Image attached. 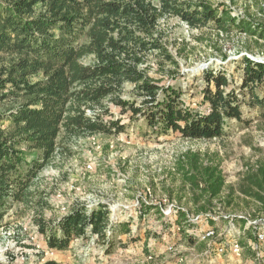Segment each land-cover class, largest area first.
Here are the masks:
<instances>
[{"label": "trees", "instance_id": "trees-1", "mask_svg": "<svg viewBox=\"0 0 264 264\" xmlns=\"http://www.w3.org/2000/svg\"><path fill=\"white\" fill-rule=\"evenodd\" d=\"M240 1L0 0V102L11 104L0 111V224L9 203L32 205L33 183L58 154L60 139L124 133L126 126L115 119L111 105L129 119H144L156 138L174 133L192 142L226 136L231 121L246 124V107L264 109V97L258 95L264 88V62L247 56L236 62L242 67L239 85L225 71L203 73L202 108L196 110L185 103L180 88L163 81L179 74L181 65L162 27L168 19L191 31L264 41V23L256 26L253 15L233 13ZM251 1L255 15L264 17V0ZM209 161L187 152L176 162L183 180L177 202L184 205L187 198L192 207L177 210L175 225L182 232L192 225L190 212L209 218L222 199L226 179ZM243 182L240 192L264 211V161ZM233 222L245 229L236 245L258 243L263 221L248 226L236 217ZM37 224L47 247L62 252L88 235L111 240L112 247V240L128 232V226L110 227L103 205L92 212L75 205L63 218ZM254 247L250 252L256 254Z\"/></svg>", "mask_w": 264, "mask_h": 264}, {"label": "rangeland", "instance_id": "rangeland-1", "mask_svg": "<svg viewBox=\"0 0 264 264\" xmlns=\"http://www.w3.org/2000/svg\"><path fill=\"white\" fill-rule=\"evenodd\" d=\"M232 10L241 16L245 12L253 15L256 26L264 23V17L255 15L251 0L238 2ZM162 23L181 64L179 74L163 81L180 88L192 109L202 108L206 70L225 71L239 85L242 67L237 61L247 56L264 62V41L256 44L255 39L237 33L219 37L215 32L191 31L178 19ZM258 95L264 97V88ZM10 106L0 102V111ZM111 112L126 126L124 133L60 139L58 154L33 183L32 205L9 203L0 224V264H264V243L259 236L258 243L249 244L255 246L256 254L250 252L248 242L239 253H233L245 232L233 219L244 218L248 226L259 221L264 225L261 205L240 192L246 186L243 179L254 177L264 161V109L246 107V124L231 121L226 124V136L197 142L174 133L156 138L147 131L144 119L122 116L112 105ZM187 152L199 153L218 165L226 188L216 213L206 218L190 212L192 225H185L182 232L175 225L177 210L192 207L187 198L184 205L177 202L178 196L183 197V180L176 173V162ZM79 204L88 212L105 206L110 227L128 226V232L112 240V247H108L111 240L100 242L88 235L74 240L68 251L50 250L37 221L59 220ZM254 217L259 221H253ZM112 229L107 231L108 239L113 236Z\"/></svg>", "mask_w": 264, "mask_h": 264}, {"label": "bare ground", "instance_id": "bare-ground-1", "mask_svg": "<svg viewBox=\"0 0 264 264\" xmlns=\"http://www.w3.org/2000/svg\"><path fill=\"white\" fill-rule=\"evenodd\" d=\"M211 233H212L211 236H213L214 233L213 232H211ZM211 236H207V237H211ZM259 241L264 243V234L259 235ZM239 251H240V246L235 244L234 249H233V253H239Z\"/></svg>", "mask_w": 264, "mask_h": 264}]
</instances>
